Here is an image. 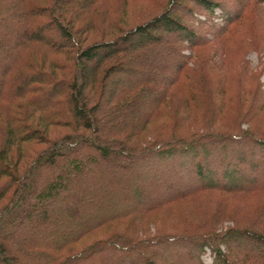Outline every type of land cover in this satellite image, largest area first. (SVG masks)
<instances>
[{
    "label": "trees",
    "instance_id": "16d2710c",
    "mask_svg": "<svg viewBox=\"0 0 264 264\" xmlns=\"http://www.w3.org/2000/svg\"><path fill=\"white\" fill-rule=\"evenodd\" d=\"M195 1L217 39L231 30L235 18L209 22L217 2ZM57 3L16 0L10 9L0 7V264H203L204 246L212 264H264L262 198L256 209L247 206L238 227L221 233L203 215L183 218L180 227L162 219L167 212L187 214L178 205L206 191L264 195V136L248 133L261 148L257 156L248 149L254 158L246 161L235 144L246 134L240 130L140 140L149 124L158 120L163 129L182 112L167 89L176 76L163 77L183 70L182 60L176 65L187 40L182 23L167 12L117 37L88 41V28L74 27V14ZM46 14L48 21L35 19ZM157 32H180V39H159ZM50 53L66 61L47 62ZM203 76L179 99L186 108L199 96L212 103ZM50 127L70 132L50 138ZM31 142L43 147L22 168V145ZM224 150L235 156L215 160Z\"/></svg>",
    "mask_w": 264,
    "mask_h": 264
},
{
    "label": "rangeland",
    "instance_id": "374dc122",
    "mask_svg": "<svg viewBox=\"0 0 264 264\" xmlns=\"http://www.w3.org/2000/svg\"><path fill=\"white\" fill-rule=\"evenodd\" d=\"M11 1L16 3V0H0V7L10 9L11 4H8ZM31 1L37 5L49 3V0ZM57 1V4H63L62 7H64L65 12L69 10L74 14V27L81 25L88 28L86 32L89 37L88 41L100 37H117L125 29H129L136 24L156 21L167 12L178 18L185 27L186 34L182 32L181 35H186L187 40L181 43L182 49H180L176 62L177 65L179 61H183L182 72L178 73L174 69L164 73L163 68L165 67L162 66L161 69L164 78L176 76L175 84H172L173 86L168 84L167 89L169 93L176 95L175 102L180 104L182 112H177L175 120L168 119L163 129L158 128V120L149 124L144 135L141 136V142L165 137L172 133L179 134L180 131L185 133L203 132L207 134L206 136H209L208 133L215 134L219 130H240L246 134H242L243 138H240L235 144L242 147L241 150L238 149V152L243 151V161L254 158L252 154H247L248 149L255 156L259 154L260 142H256L255 145L250 144L249 141L255 138L249 137L248 133L264 136V4L252 0H212L217 2L219 6L214 8L215 17L211 18L212 21L209 19L210 23L220 25L224 23L226 18H235L231 30L220 39H217L215 37L216 31L207 27V14H204L203 10L195 6V0ZM49 7L54 6L51 3ZM65 16L67 18L72 17L67 14ZM48 17L49 14H46L35 19L44 22L49 20ZM1 33L3 34V31ZM178 33L180 32L167 35L163 32H157V35L159 39L168 41L173 40L178 36ZM193 43L197 44L194 45ZM31 51L27 50L26 53ZM41 52L44 54L40 49L38 55H41ZM45 56L47 62L51 58H55L59 63L66 61V57L62 54L50 53ZM198 65L200 69L196 67ZM198 73L203 74V80L209 83L206 86L211 90L208 94L212 98V101L210 100L212 103H208V98L207 102L204 96H199V99L194 102L187 101L188 107L186 108L180 100L194 91L192 85L195 78L199 76ZM48 132L50 138H55L70 132V130L66 127H50ZM232 139L231 136L218 138L216 145L214 144L213 147H222ZM208 142L203 144L209 146L210 143ZM42 147L43 144H35L34 142L22 145V153L26 155V158L22 160L24 164L22 168L25 167L27 161H30V157L35 155ZM227 152L226 150L223 151L225 154ZM225 154H222V157L214 156V159L220 161L219 159L224 157L232 159L235 156V154L234 156L230 155L231 157L228 153ZM195 159L200 160V157ZM263 163L260 162V166H263ZM160 170L158 169V172ZM186 179L192 181L193 177L190 175ZM192 183L194 185L195 182ZM217 193L211 194L207 191L198 193L191 201L180 203L179 208L187 214L183 213V216H179L175 212L164 213L162 214L164 224L166 227L171 225L180 227L183 218L194 222L193 218L198 219L199 216L203 215L202 218L205 221L210 218L213 219L211 220V223L215 225L213 230L216 233H221L227 229L238 227L240 225L238 224L239 218L250 211L247 206L256 209L255 203L257 202L255 199L262 198L264 200V195L248 197L249 194L228 195L220 194L218 191ZM149 196L148 198L151 199V195ZM153 196L156 197V195ZM218 201L221 202L218 204ZM236 212L238 213L237 216ZM256 213H259L258 210ZM192 227L194 226H187L189 229ZM262 229L264 230V223ZM150 232L154 233L152 225H150ZM250 247L252 248V246ZM190 248V246H185L180 251H190ZM188 253L185 252L184 255ZM213 257L211 250L204 246L202 253L199 255V260L203 264H212Z\"/></svg>",
    "mask_w": 264,
    "mask_h": 264
}]
</instances>
